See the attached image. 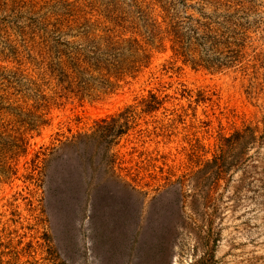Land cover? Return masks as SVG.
Listing matches in <instances>:
<instances>
[{"label": "rangeland", "instance_id": "obj_1", "mask_svg": "<svg viewBox=\"0 0 264 264\" xmlns=\"http://www.w3.org/2000/svg\"><path fill=\"white\" fill-rule=\"evenodd\" d=\"M0 264H264V0H0Z\"/></svg>", "mask_w": 264, "mask_h": 264}, {"label": "trees", "instance_id": "obj_2", "mask_svg": "<svg viewBox=\"0 0 264 264\" xmlns=\"http://www.w3.org/2000/svg\"><path fill=\"white\" fill-rule=\"evenodd\" d=\"M61 54H63V53H61ZM70 59H72L71 61H73V62H71L70 61ZM67 62H69V63H72L73 64V66L74 65H77L78 67L81 65V64H85V62H84V59H82V55L80 56L79 54H78V51H76V52H72V53H70L68 56H67ZM155 101V100H154ZM157 107H153V109H156ZM105 123H106V121H104ZM100 129H101V126H100ZM103 129V128H102ZM120 132H118V133H116V135H119V134H122L123 133V131L122 130H119Z\"/></svg>", "mask_w": 264, "mask_h": 264}]
</instances>
